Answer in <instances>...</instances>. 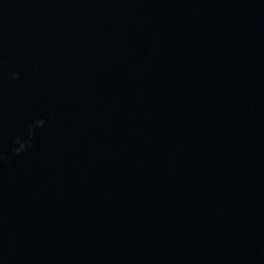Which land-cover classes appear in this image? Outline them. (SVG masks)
I'll use <instances>...</instances> for the list:
<instances>
[{
  "label": "water",
  "instance_id": "1",
  "mask_svg": "<svg viewBox=\"0 0 264 264\" xmlns=\"http://www.w3.org/2000/svg\"><path fill=\"white\" fill-rule=\"evenodd\" d=\"M0 170L32 264H264V0H0Z\"/></svg>",
  "mask_w": 264,
  "mask_h": 264
},
{
  "label": "clouds",
  "instance_id": "2",
  "mask_svg": "<svg viewBox=\"0 0 264 264\" xmlns=\"http://www.w3.org/2000/svg\"><path fill=\"white\" fill-rule=\"evenodd\" d=\"M41 123H42V121H41Z\"/></svg>",
  "mask_w": 264,
  "mask_h": 264
}]
</instances>
